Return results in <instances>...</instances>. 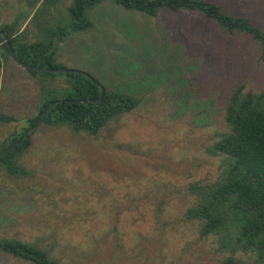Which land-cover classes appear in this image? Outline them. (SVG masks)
Listing matches in <instances>:
<instances>
[{
	"label": "rangeland",
	"instance_id": "1",
	"mask_svg": "<svg viewBox=\"0 0 264 264\" xmlns=\"http://www.w3.org/2000/svg\"><path fill=\"white\" fill-rule=\"evenodd\" d=\"M26 1L0 0V28ZM55 1L35 18L48 31L70 25L65 0ZM212 1L264 28V0ZM92 19L95 27L58 44L57 60L143 101L97 137L68 126L37 127L31 146L14 156L28 175L0 168V237L38 243L68 264H226L242 258L221 250L214 237L201 238L185 211L193 202L190 185L220 171V159L209 150L223 130L228 96L240 85L264 90L260 49L198 15L151 18L106 0ZM36 29H29L34 40ZM7 60L0 65V114L16 121L0 123V148L24 130L40 94L39 80ZM98 228L111 232L108 241L99 240ZM0 264L26 263L0 252Z\"/></svg>",
	"mask_w": 264,
	"mask_h": 264
},
{
	"label": "trees",
	"instance_id": "2",
	"mask_svg": "<svg viewBox=\"0 0 264 264\" xmlns=\"http://www.w3.org/2000/svg\"><path fill=\"white\" fill-rule=\"evenodd\" d=\"M40 1L27 0L26 7H19L14 19L0 28V32L8 36L15 57L30 67L27 71L40 84L35 112L26 118L20 134L2 143L0 154L29 135L52 103L55 105L41 124L68 126L76 133L97 137L113 121L134 112L143 101V96L105 87L90 74L73 70L57 60L58 44L71 34L95 27L92 13L106 0H65L70 25L52 31L41 27L35 18L42 8L49 7L50 12V6L57 1L53 0L51 4L50 0H43L38 5ZM110 1L127 11L151 18L164 13L198 15L224 34L252 39L264 57V28L249 16L226 12L212 0ZM29 19V29L37 27L35 40L30 37L29 29L21 31ZM7 58L15 60L0 35V65ZM39 69L66 71L52 73ZM13 121H16L13 116L0 114V123ZM223 121V130L209 150L220 159V171L209 182L190 185L188 191L193 202L186 209L185 218L198 225L201 238L214 237L221 250L234 255L243 253L242 258L227 259L226 264H264V90H247L244 85L235 88L227 98ZM30 146L29 139L5 154L0 159V168L14 176L28 175L16 164L14 156ZM96 232L102 243L109 240L111 232L104 228H98ZM0 252L26 264H68L64 262L65 257L53 255L40 244L19 239L0 237Z\"/></svg>",
	"mask_w": 264,
	"mask_h": 264
},
{
	"label": "water",
	"instance_id": "3",
	"mask_svg": "<svg viewBox=\"0 0 264 264\" xmlns=\"http://www.w3.org/2000/svg\"><path fill=\"white\" fill-rule=\"evenodd\" d=\"M0 35L3 36L5 42L7 43V45L10 47V51L11 54L13 55L15 61H17L20 65H23L26 68H30L28 65L24 64L23 62L19 61L16 57L15 54L11 48V45L9 43L8 40V36L5 35L4 32H0ZM40 71H44V72H52V73H60V72H65V69H39ZM104 93V91L102 90V94ZM87 103V102H86ZM55 105V103H52L49 107V109L47 110V112L45 113V115L40 119V121L38 122V124L36 125V127L29 133V135H27L26 137H24L23 139H21L20 141H18L17 143H15L14 145H12L11 147H9L8 149L4 150L1 154H0V159L7 153L15 150L17 147H19L20 145H22L23 143H25L27 140H29L33 133L35 132V130L37 129V127H39L43 121V119L46 117V115L49 113V111L51 110V108Z\"/></svg>",
	"mask_w": 264,
	"mask_h": 264
}]
</instances>
